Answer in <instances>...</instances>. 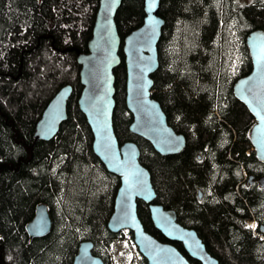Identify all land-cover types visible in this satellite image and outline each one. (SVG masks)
<instances>
[{
    "label": "trees",
    "instance_id": "obj_1",
    "mask_svg": "<svg viewBox=\"0 0 264 264\" xmlns=\"http://www.w3.org/2000/svg\"><path fill=\"white\" fill-rule=\"evenodd\" d=\"M100 2L0 0V264H74L85 241L111 264L113 242L126 236L108 229L121 179L95 155L93 132L78 106L77 51L88 52ZM160 15L165 26L153 96L187 146L164 157L131 133L122 50L117 137L140 146L156 203L196 230L221 264H264V189L247 187L252 176H264V163L251 141L255 117L234 94L235 83L253 70L246 40L264 31V0H161ZM145 17L144 0L123 1L116 17L123 43ZM66 86L74 88L67 121L54 140H38L44 111ZM42 203L54 228L31 239L27 226ZM138 212L146 231L167 242L149 206L139 201ZM250 222H257L255 231ZM127 237L134 245L133 234ZM137 255L133 263L148 264Z\"/></svg>",
    "mask_w": 264,
    "mask_h": 264
},
{
    "label": "water",
    "instance_id": "obj_2",
    "mask_svg": "<svg viewBox=\"0 0 264 264\" xmlns=\"http://www.w3.org/2000/svg\"><path fill=\"white\" fill-rule=\"evenodd\" d=\"M124 0H101L88 52L77 51L80 83L83 87L78 100L93 132V151L108 172L121 179L114 213L108 223L109 231L120 235L133 234L134 244L148 264H221L194 229L182 226L174 210L156 203L157 193L150 171L141 163V149L135 142L121 144L114 127L117 106L116 71L122 65L121 50L126 67V106L133 116L132 134L152 145L161 156H173L187 146L185 135L169 124L161 104L154 98V75L160 68L159 43L165 20L160 15L161 0H144L146 17L143 25L128 35L124 43L116 22ZM253 61L252 72L234 86L235 97L255 117L251 141L258 159L264 163V31L252 32L246 40ZM74 93L72 86L62 88L43 113L36 129V138L50 142L67 121L68 105ZM252 176L250 180L252 181ZM264 187V176L260 178ZM203 198V193L199 196ZM139 201L149 206L154 227L164 236L163 242L146 231L140 219ZM54 228L49 207L42 203L35 218L27 226L31 239L48 236ZM264 233V226L261 227ZM176 244H181L182 252ZM94 243L81 244L74 264H105L94 255Z\"/></svg>",
    "mask_w": 264,
    "mask_h": 264
},
{
    "label": "rangeland",
    "instance_id": "obj_3",
    "mask_svg": "<svg viewBox=\"0 0 264 264\" xmlns=\"http://www.w3.org/2000/svg\"><path fill=\"white\" fill-rule=\"evenodd\" d=\"M240 1L243 4H251L253 2V0H240ZM247 226L254 231L257 228V223L256 222L248 223ZM129 233L130 232L126 231L125 232L126 236L124 238L117 239L113 242L112 249L109 250V260L111 264H138V263H133V260H137L138 258L137 255L138 248L136 247L135 244L134 245L131 244V240H129L128 238L129 236L127 237Z\"/></svg>",
    "mask_w": 264,
    "mask_h": 264
},
{
    "label": "flooded vegetation",
    "instance_id": "obj_4",
    "mask_svg": "<svg viewBox=\"0 0 264 264\" xmlns=\"http://www.w3.org/2000/svg\"><path fill=\"white\" fill-rule=\"evenodd\" d=\"M260 179H258V180H255V179H253L252 181L250 180L249 181V183L247 184V187L248 188H250V187H255V188H257V189H264V187L261 185V183H260V181H259ZM250 223H254V222H250ZM257 223V222H256ZM257 226H258V224H257ZM261 230V229H260ZM261 233H262V236H264V233L261 231ZM257 235V234H256ZM209 251V250H208Z\"/></svg>",
    "mask_w": 264,
    "mask_h": 264
}]
</instances>
